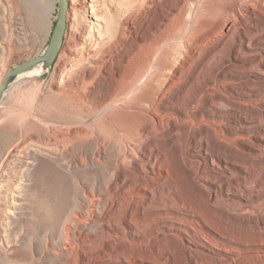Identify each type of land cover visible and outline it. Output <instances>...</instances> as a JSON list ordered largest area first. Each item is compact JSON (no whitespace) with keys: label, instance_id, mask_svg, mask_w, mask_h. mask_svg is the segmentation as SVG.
Segmentation results:
<instances>
[{"label":"rangeland","instance_id":"374dc122","mask_svg":"<svg viewBox=\"0 0 264 264\" xmlns=\"http://www.w3.org/2000/svg\"><path fill=\"white\" fill-rule=\"evenodd\" d=\"M68 1L55 64L20 77L0 104V264H264V46L235 57L239 25L208 66H195L217 46L200 57L195 48L236 0ZM91 6L100 28L85 15ZM57 15L58 0H0V87L12 67L43 54ZM128 24L109 69L137 77L163 43L156 59L171 66L159 77L182 72L158 108L144 106L150 84L132 98L144 116L110 109L121 78L106 73L84 86L95 60L78 62L83 44L93 54L100 41L109 49L93 28L116 34ZM186 112L197 138L182 160L168 138L174 126L185 132ZM156 113L166 155L154 174L141 155L128 157L130 140L117 129L131 133ZM67 128L87 134L69 141Z\"/></svg>","mask_w":264,"mask_h":264},{"label":"bare ground","instance_id":"6f19581e","mask_svg":"<svg viewBox=\"0 0 264 264\" xmlns=\"http://www.w3.org/2000/svg\"><path fill=\"white\" fill-rule=\"evenodd\" d=\"M68 11H69V9H68ZM89 13H90V15H89L90 17H93L94 19L97 20V22H99L97 24V26H98V28H100L101 23H100L99 18H98L99 13H96V9L94 8V6H91V11L87 10L85 15H88ZM83 22H84V20H83ZM239 25H242L241 27H242L244 33L240 36L239 46L236 44L238 47H237V52H236L235 57H237L238 53L241 52L242 50H248V49H251V47H257L259 45L264 46V0H236V2H234L233 5H231L228 8L225 19H224L223 23L221 24V27H220L221 29H217L213 33H208L204 37V39L201 40L198 47L195 48V50H194V54H197V57H200V56H202L201 50L203 48L210 47V46H213V47L217 46L216 48H214V50H211V52H209V54H207V57L204 60L202 65H200V66H197V64L195 65L198 72L203 70L204 67L208 66L209 63L219 53V51L221 49L223 50V47L226 46L225 45L226 39L230 36V34H232L234 32V30H237ZM84 27H85V25H84ZM98 28H93L92 30L99 32L100 39L104 36H108L107 38H109V42H108L109 49L107 51H105V50L103 51L102 48L104 46H106L107 42L100 41V42H97L95 44V49L97 51H96V54H93V53H91L92 51L85 48V44H83V47H84L83 48L84 49L83 50V56H82V58H80L78 60V62L81 61L82 63H84L85 60L87 59V58L85 59V55H88L89 58L90 57L94 58L95 62H94V64L90 65V68L88 70L82 71V73H83L82 84L84 86L93 85L98 80V78L100 76H102V77L106 76L107 77V75H105L106 73L115 77V78L120 77L122 84H120V82H118L119 86L115 89V91L113 90L114 94H113V96H111L112 98H110L107 101V103H108V107H110V109H112V110L116 109L118 111V109H120V110L127 111L128 117H129V114H133V113L135 115H140V116L145 115V114L143 115L142 110H140V112L138 110H136V108L141 109V106L136 107V108L132 107V98H134V96H136L140 90L142 91L145 87H147V85L150 84L149 86L153 89V93L151 94L150 98L148 97V99L145 100L146 104L144 106H148V107L150 106V108H152V107L158 108L157 99L159 96L161 97L160 94L163 93V95H164L165 93H168L169 91H171V89H174L173 86H175L179 83L177 81L181 80V76H182V72L180 70L181 68L179 67L178 69H175L174 77H172V80L170 82H168L169 80L163 81V79H161L159 77V75H160L159 73L163 69L162 67H164L166 64L162 65L161 61H160L161 63H159L156 59V55L158 52H160V50L162 49L164 44L162 43L161 45H159L158 50L152 56L150 61L147 62L146 65H143L140 68L139 74L137 77H134V75H131L128 79H125L124 78L125 75L123 73H121V72L118 73L114 68L109 69L108 67L109 66L112 67L113 62L115 61L114 60L115 54H116V52H119L118 46H116L115 41L118 42L119 39L120 40L122 39L125 41V39H127V37L129 38L131 36V30H130L129 24L126 25L123 28V30L119 29L117 33L115 32L116 34H112L113 32L111 33V28L109 26H106V29L105 30L103 29L104 30L103 32L101 31L102 33H100ZM88 30H89V28H88ZM86 32H84V33H86ZM90 32L92 33V31H90ZM83 37H84V35H83ZM92 37H94V36H92ZM128 60H130L129 57L124 62H126ZM169 65H166L165 68H168ZM172 69H174V66L172 67ZM34 71L40 72L39 74L42 73V70L40 68H38ZM34 71L29 72L28 74H31ZM197 73H195V74H197ZM26 76H27V74H26ZM193 78H196V76L193 75ZM149 82H151V83H149ZM213 87H212V84L208 85V90L212 89ZM150 89H148L147 91L150 92ZM164 96H166V95H164ZM166 108H161V111L165 113L167 111ZM135 111H136V113H135ZM156 112H158V111H156ZM125 113L126 112H124V114ZM156 114H157L156 117H158V118H152V119H148V120L146 119L147 121L144 119L145 121L143 123H139L140 125H138L135 129L133 128L134 130L131 133L129 131L120 130L121 128L117 129L118 130L117 135L125 136L128 140H130L129 152H128L130 154L128 157L130 159H134L135 155L136 156L141 155L142 157H144L146 159V161L149 163V165H151L150 168H148V169H151L152 173H154V174H156L157 172H156L155 167L153 165H155L156 162H158L157 159H159L161 157H165V155H166L164 149H162L160 146V138H161L160 134L164 130L163 122H162L164 119L160 113H156ZM147 115H149V114H147ZM131 119H132V117H131ZM182 120L185 123L184 124L185 132L181 133L179 130V127L174 126V128L172 130V135L168 139H169L171 146L177 145V147H179V149L178 150L176 149V150L179 154V158H181L183 160V157L185 156V154H192L194 152V150H196V147L193 143V140H195L197 138V136L193 133V127L195 126V120L192 119V116H190V114L188 112H186L184 114V116L182 117ZM128 121H129V118L127 119V122ZM128 123L130 124V122H128ZM131 127H132V125H131ZM71 129L70 128L65 129L63 131L62 138L69 139V141L70 140L72 141L73 139H70L72 133L80 132L79 134L81 135V137L86 136V134H87L85 129H82V130L79 129L78 131H73ZM127 129H129V128H127ZM130 131H132V130L130 129ZM181 134H183V135L181 136ZM179 142H181V144H179ZM148 151L150 154H147ZM128 153H127V155H128ZM161 174H162V172H160V175ZM168 175H171V173L170 174L168 173ZM165 176H167V175H165ZM165 176H162V178H166ZM207 200L212 202L214 200V198H213V196H207ZM245 210L250 212L248 209H245ZM254 211H255V209H254Z\"/></svg>","mask_w":264,"mask_h":264},{"label":"water","instance_id":"95a60500","mask_svg":"<svg viewBox=\"0 0 264 264\" xmlns=\"http://www.w3.org/2000/svg\"><path fill=\"white\" fill-rule=\"evenodd\" d=\"M68 9V0H58L57 21L46 50L41 56L23 62L10 69L0 87V104L13 83L20 77L38 68L42 71H47L55 64L64 45L65 34L68 27Z\"/></svg>","mask_w":264,"mask_h":264}]
</instances>
